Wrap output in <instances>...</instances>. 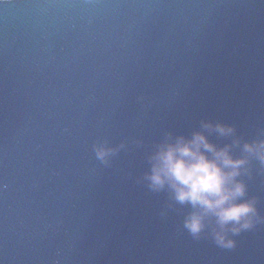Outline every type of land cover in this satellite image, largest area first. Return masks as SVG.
<instances>
[{
	"label": "water",
	"instance_id": "water-1",
	"mask_svg": "<svg viewBox=\"0 0 264 264\" xmlns=\"http://www.w3.org/2000/svg\"><path fill=\"white\" fill-rule=\"evenodd\" d=\"M196 131L248 159L231 248L146 179ZM260 140L264 0H0V264H264Z\"/></svg>",
	"mask_w": 264,
	"mask_h": 264
},
{
	"label": "clouds",
	"instance_id": "clouds-1",
	"mask_svg": "<svg viewBox=\"0 0 264 264\" xmlns=\"http://www.w3.org/2000/svg\"><path fill=\"white\" fill-rule=\"evenodd\" d=\"M203 127L213 126L205 123ZM215 130L222 136L235 132L233 127L223 124L215 125ZM95 151L97 158L106 162L116 149L98 145ZM243 151L264 162V140L244 143ZM149 159V186L156 191L168 189L179 204L191 206L193 211L185 226L193 236L198 237L214 223L216 242L231 248L235 241L228 233H239L252 226L257 211L255 201L243 199L247 187L237 179L248 159L234 157L231 146L219 148L203 132L196 131L190 137L167 138Z\"/></svg>",
	"mask_w": 264,
	"mask_h": 264
}]
</instances>
